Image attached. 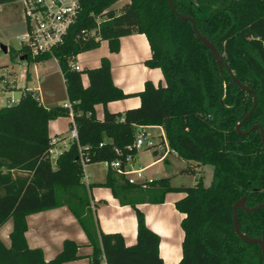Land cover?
<instances>
[{
    "label": "trees",
    "instance_id": "1",
    "mask_svg": "<svg viewBox=\"0 0 264 264\" xmlns=\"http://www.w3.org/2000/svg\"><path fill=\"white\" fill-rule=\"evenodd\" d=\"M14 1L0 0V5ZM80 1V14L63 44L36 58L25 46L19 52L35 64L57 60L73 103L78 140L52 164L49 123L70 117L69 111L62 106L47 108L36 93L27 91L17 104L0 109V228L13 221L10 246L0 240V264L80 260L81 246L73 241H65L50 261L43 250L27 243V217L61 207L72 213L85 233L92 249L90 264H101L102 256L107 264H164L160 237L147 227L137 205L161 204L171 192L184 194L175 203L184 215L179 264H264L260 247L243 242L233 222L234 205L242 198L248 208L264 202V144L260 130L251 131L254 126L264 131V0H171L176 13L168 0H129L118 11L113 6L122 0ZM179 16L192 18L200 34L213 43L222 57L221 70L191 22ZM132 34L147 37L152 57L145 65L160 69L163 83H145L134 95L140 98L139 108L111 113L109 103L130 96L113 84L108 60L81 72L70 64L78 55L98 49L102 41H108L115 53L118 40ZM231 73L254 96L242 91ZM83 75L89 81L86 88ZM98 105L104 107L102 119L96 116ZM138 126L164 130L170 150L187 164L183 173L194 175L197 168L211 166L213 177L209 187L201 177L192 187L172 188L169 178L130 184L107 170L105 182L97 185L110 189L120 205L136 213L137 240L126 246L121 235L101 231L83 165L123 160L132 152L128 147ZM237 216L244 235L264 240V208L252 213L239 208Z\"/></svg>",
    "mask_w": 264,
    "mask_h": 264
},
{
    "label": "crops",
    "instance_id": "2",
    "mask_svg": "<svg viewBox=\"0 0 264 264\" xmlns=\"http://www.w3.org/2000/svg\"><path fill=\"white\" fill-rule=\"evenodd\" d=\"M125 1L129 2V0ZM116 45L118 51L113 53L109 42L102 41L98 49L93 50V52L89 51L91 54L88 55H86L87 52L78 55L74 62L84 70L98 68L102 59L106 58L108 60L111 66L113 84L130 97L109 103L107 109L111 113H124L127 110L139 108L140 98L134 95L142 92L145 83L148 81L154 85L163 83V75L160 69H150L145 65L151 59L152 51L144 34H132L120 38ZM21 69L24 71L23 68ZM6 70L9 75L10 73L16 75L15 71H9L8 68ZM26 77L29 80L32 79V73L28 69H26ZM11 78H7V81L11 84L9 90L14 88L13 84L15 83L13 77ZM19 78L21 77L19 76ZM82 84L84 88L88 87L89 81L86 75L82 76ZM25 91L30 92L28 89ZM31 93H36V91ZM36 94L39 96V93ZM39 98L41 100L40 96ZM95 111L97 118L102 119L104 107L98 105ZM67 118L70 130L72 119ZM52 122L50 121L49 130ZM149 128L162 129L161 127H147L146 130ZM55 148H61V145H57ZM185 163L172 153L165 155V151L161 150H143L136 157L133 168L136 170L144 169L145 181L171 178V187L180 188L181 183L173 182L177 179L180 170L186 165ZM191 164L196 165L194 162H191ZM92 165L96 164L87 165L84 171L88 177L86 184L91 187L90 196L93 213L101 231L105 234H119L123 237L126 246L134 245L137 240V219L134 209L130 206L120 205L110 189L97 185L105 182L107 172L102 176V179H98L96 172L89 171ZM204 169L205 167H202V170ZM203 184L205 185V177L203 178ZM182 198H184L183 193L171 192L165 196V200L161 204L146 202L137 205V208L145 216L147 227L160 237L159 254L164 264H179L182 259L184 232L181 223L184 215L175 208V203ZM27 224L26 239L29 247L43 250L46 261L54 259L62 251L64 242L69 240L81 246L79 254L82 258L65 264H90L89 258L92 249L88 246L86 235L77 220L66 207L30 215L27 217ZM12 231L13 221L11 219L0 228V240L7 247L10 246Z\"/></svg>",
    "mask_w": 264,
    "mask_h": 264
},
{
    "label": "built area",
    "instance_id": "3",
    "mask_svg": "<svg viewBox=\"0 0 264 264\" xmlns=\"http://www.w3.org/2000/svg\"><path fill=\"white\" fill-rule=\"evenodd\" d=\"M13 5L18 7L21 19L26 25V33L20 37L19 40L21 41L22 46L26 47L28 51L27 54L31 58L52 53V50L55 47L63 44L65 36L77 21L81 11L80 0H15ZM22 56L23 55L18 56L19 62H23L20 60ZM54 60L57 62L56 59ZM25 61H27V59ZM70 65L75 71L81 72L83 70L75 62H72ZM23 69V74L20 75L21 78L26 77V69ZM7 78H9L7 70L0 67V100L2 98V93L8 91L11 86L10 82L7 81ZM38 100L41 102L39 96ZM8 102L9 105L7 107L13 105L12 99ZM62 107L69 111L70 118L72 119L69 137L65 139L57 138L56 141L53 140L52 143L54 144V148L50 151V155L57 145L63 146L65 150L69 147L71 142L78 140V131L73 120V103L68 101ZM146 128L147 127L144 126L137 127L135 141L128 147L132 152L126 154L123 160L117 159L115 161H106L102 163L107 170H111L119 176H123L130 184L151 182L144 180V169L136 170L133 168L134 161L141 151L161 150L165 151V155L168 153L176 154L168 147L165 133L164 135H160L162 141L157 144L153 140V137L148 135ZM114 151L120 153L116 148ZM81 158L82 160L84 159L82 154ZM86 166L87 165H83L84 169ZM87 181L88 177L84 171L85 184ZM101 264H107L105 256H102Z\"/></svg>",
    "mask_w": 264,
    "mask_h": 264
},
{
    "label": "rangeland",
    "instance_id": "4",
    "mask_svg": "<svg viewBox=\"0 0 264 264\" xmlns=\"http://www.w3.org/2000/svg\"><path fill=\"white\" fill-rule=\"evenodd\" d=\"M126 3L122 0L113 6V9L118 11ZM26 25L21 19V14L18 7L13 4L0 5V47L5 46L8 52L5 54L0 48V67L3 69L8 68L9 71H15V73H10L8 79H12L15 82L14 88L12 90L4 91L2 93V98L0 100V109L5 108L9 105V100H13V105L17 104L21 98L22 92L28 89L30 92L36 91L41 97L42 103L47 108H54L57 106H63L67 103V93L65 90V85L59 70V67L55 60L49 59L42 63H32L28 61L19 62L17 57L20 55V50L23 47L20 37L25 35ZM93 52V51H91ZM91 54L87 52L86 55ZM85 56V55H84ZM23 67L28 69L32 73V79L26 78L22 79L19 76L23 73L20 68ZM12 68V69H11ZM29 77V76H28ZM51 123L49 130V136L52 140L56 141L57 138H67L69 137V122L67 117H59ZM50 124V123H49ZM164 130L159 128H149L146 130L150 137H153L155 143H160L162 138L160 135H164ZM64 147L55 148L51 153L52 164L55 159L62 153ZM186 164V163H185ZM194 166V164L192 165ZM187 167V164L179 172L177 179L173 183H181L186 187H192L200 178L205 177V187H209L212 182L213 168L211 166L202 168H197L196 174L183 173L182 171ZM89 171L96 172L97 178L102 179V176L106 174L107 169L102 163H97L89 168ZM172 175V174H171ZM171 181V178H170Z\"/></svg>",
    "mask_w": 264,
    "mask_h": 264
},
{
    "label": "water",
    "instance_id": "5",
    "mask_svg": "<svg viewBox=\"0 0 264 264\" xmlns=\"http://www.w3.org/2000/svg\"><path fill=\"white\" fill-rule=\"evenodd\" d=\"M168 3L170 5V8L176 13V9H175L174 5L172 4V1L168 0ZM179 17H180V19H182L184 21L191 22L195 34L197 35L199 40L211 51V53L213 54L218 66H219V69L221 70L222 67H223L222 57H221L220 53L216 50V48L213 45V43L208 41L204 36H202L200 34V32L197 30L195 22H194V20L192 18H190V17L184 18L182 16H179ZM0 48L5 54L8 52L7 47L1 46ZM26 59H27V56H22L20 58L21 61H25ZM231 76H232L234 82L241 88L242 91L250 93V94H252L254 96V92L252 90H250L246 86L241 85L240 82L238 80H236V78L234 77V75L232 73H231ZM256 104H257V99H256V97H254V107L256 106ZM251 115H252V111L245 117L244 121L249 119ZM240 126H241V124H238L237 129H239ZM254 130H260V133H261V136H262V142L264 144V131L262 130V128L259 127V126H254L251 131H254ZM242 135H247V133H243ZM239 208H241L246 213H252V212L259 211V210L263 209L264 208V202L259 204V205H257V206H255V207H253V208H248L246 206V204H245V198H242L241 200H239L234 205V208H233V214H234L233 222H234L235 233L237 234V236L239 238H241V240L243 242L249 243V244H253V245H258L260 247V249H261L262 256H263V261H264V240L258 239V238H249V237H247L246 235H244L240 231L239 224H238V216H237V210Z\"/></svg>",
    "mask_w": 264,
    "mask_h": 264
}]
</instances>
